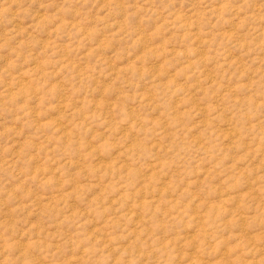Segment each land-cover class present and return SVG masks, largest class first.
Segmentation results:
<instances>
[{
    "label": "rangeland",
    "instance_id": "rangeland-1",
    "mask_svg": "<svg viewBox=\"0 0 264 264\" xmlns=\"http://www.w3.org/2000/svg\"><path fill=\"white\" fill-rule=\"evenodd\" d=\"M0 264H264V0H0Z\"/></svg>",
    "mask_w": 264,
    "mask_h": 264
}]
</instances>
